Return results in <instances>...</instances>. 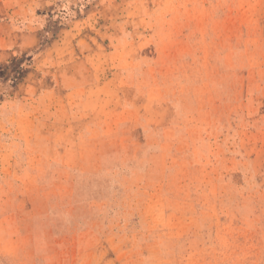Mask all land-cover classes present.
Listing matches in <instances>:
<instances>
[{"label": "rangeland", "instance_id": "374dc122", "mask_svg": "<svg viewBox=\"0 0 264 264\" xmlns=\"http://www.w3.org/2000/svg\"><path fill=\"white\" fill-rule=\"evenodd\" d=\"M0 264H264V0H0Z\"/></svg>", "mask_w": 264, "mask_h": 264}]
</instances>
